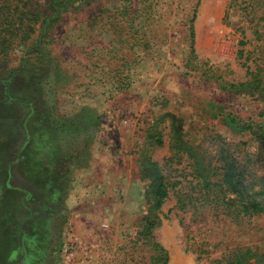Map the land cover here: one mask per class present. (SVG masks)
<instances>
[{
  "label": "rangeland",
  "instance_id": "obj_1",
  "mask_svg": "<svg viewBox=\"0 0 264 264\" xmlns=\"http://www.w3.org/2000/svg\"><path fill=\"white\" fill-rule=\"evenodd\" d=\"M49 32L54 67L41 98L67 127L57 146L64 157L77 145L90 153L86 166L75 159L68 164L63 248L42 264H72V255L85 252L96 254L94 264H148L152 242L166 252V264H223L239 248L253 251L245 264H264V211L233 220L225 205L211 201L214 194L196 170L202 159L210 164L208 178L219 183L220 150L243 164L258 147L243 126L264 134V0H77ZM14 47L13 54L24 53L22 45ZM90 113L96 125L88 123ZM170 114L191 157L171 146ZM10 124L0 138L16 135ZM153 132L161 143H150ZM142 148L161 166L168 197L155 212L156 225L140 236L149 184ZM41 160L47 165L51 159ZM254 167L249 174L256 179L261 169ZM252 186L259 190L257 181ZM34 197L25 201L30 213L42 209ZM33 221L22 229L34 225L37 233L19 235L8 262L24 256L30 264L43 253L41 224Z\"/></svg>",
  "mask_w": 264,
  "mask_h": 264
},
{
  "label": "trees",
  "instance_id": "obj_2",
  "mask_svg": "<svg viewBox=\"0 0 264 264\" xmlns=\"http://www.w3.org/2000/svg\"><path fill=\"white\" fill-rule=\"evenodd\" d=\"M43 1L0 0V130H3L9 121L11 128H18L14 137L8 134L4 139L0 138V264H12L8 262V256L9 252L18 246L19 235L29 231H32V235L37 233L31 229L34 225L23 231L25 220L40 223L39 233L43 238L40 244L43 253L30 260V264H42L46 256L61 251V230L68 221L65 206L70 180L68 164L71 163L70 160L75 159L81 166H86L87 154L90 153L89 146L82 148L77 145L68 152L69 155L64 157L60 154L56 138L58 133H63L67 127L65 122L58 123L41 98L44 94L42 87L54 67L49 49V43L53 42L52 36H49V28L62 14L71 9L77 0ZM48 17L51 21L48 22L46 31H43V24L47 22ZM193 19L194 11L191 21ZM189 30L193 37L191 26ZM14 45H22L25 48L24 53L13 54ZM171 118L170 133L174 139L171 146L178 153L191 157L192 147H188L183 138L181 124L175 116L171 115ZM78 119H81V116ZM97 119L90 113L88 123L96 125ZM83 121L82 119L80 122ZM29 128L31 134L28 132ZM241 130L250 131L258 141L256 152L246 153L243 164L232 151L222 148L219 153V183H214L208 178L211 175L209 163L205 165L200 159V167L196 169L207 192L214 194L211 201L220 206L225 205L223 210L235 221L264 211V134H257L250 125H244ZM152 134L149 136L150 140L152 139L150 143H161L160 133ZM37 135L42 136L39 138ZM41 138L44 139L40 141ZM49 156L52 161L47 165L41 163V159ZM139 160L142 162L143 175L149 180L144 191L148 212L143 217L146 221L140 232V236H143L157 223L155 212L168 197V182L159 163L145 153V148L140 150ZM255 165L261 169V174L256 176V179L254 175L249 174L251 169H255ZM15 178L23 180L29 186L28 190L20 183L15 185ZM255 181L259 183V190H253L252 184ZM212 187H217V190H212ZM229 193L233 197H228ZM34 196L39 199L42 209L33 211L35 218H32L25 201ZM209 197L207 194L208 199ZM151 244L155 251L148 264H166V252L159 244ZM252 252L251 249L239 248L233 255H229L223 264H245ZM24 260L23 256L18 264H25Z\"/></svg>",
  "mask_w": 264,
  "mask_h": 264
},
{
  "label": "crops",
  "instance_id": "obj_3",
  "mask_svg": "<svg viewBox=\"0 0 264 264\" xmlns=\"http://www.w3.org/2000/svg\"><path fill=\"white\" fill-rule=\"evenodd\" d=\"M82 231L81 232L84 235L87 233L86 229H83ZM86 237H84V236L81 237L83 240L86 241L85 243L89 242V239H87L88 237L87 238ZM87 247H89V246H87ZM95 257H96V254H94V253L88 254L86 252L84 254L72 255V257H71L73 259L72 264H94L93 261L95 260ZM97 259L98 258H96V260Z\"/></svg>",
  "mask_w": 264,
  "mask_h": 264
}]
</instances>
